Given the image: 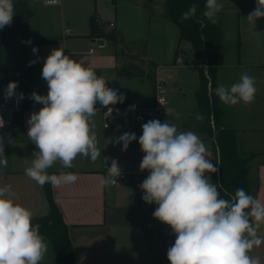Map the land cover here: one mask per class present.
I'll return each mask as SVG.
<instances>
[{
	"label": "crops",
	"instance_id": "1",
	"mask_svg": "<svg viewBox=\"0 0 264 264\" xmlns=\"http://www.w3.org/2000/svg\"><path fill=\"white\" fill-rule=\"evenodd\" d=\"M151 0H62L57 5L44 4L42 0H28L27 58L33 63L31 88L40 95H47L48 86L42 78L45 58L54 48L61 47L66 55L92 68L102 76L107 86L125 95L123 103L114 106L148 107L153 102V78L150 76L118 75L119 62L132 55L144 61L157 63L158 71L172 77L169 96L170 124L179 131H194L206 144V156L216 166L220 159L216 133L221 128L236 132L238 149L248 158V169L254 174V197L264 202V18L255 21V27L245 17L251 13L257 0H219L224 5L218 14L219 28L224 38L223 63L217 68L215 80L210 76L207 97L212 113L203 114L199 101L201 88L200 66L193 45L180 39L179 26L165 18L160 0L152 2L154 12L146 6ZM114 23L123 39L116 45L108 36H96L95 22ZM113 27V26H109ZM70 29L69 34L64 30ZM103 37L105 43L96 45L95 39ZM146 43L145 50L142 43ZM96 45V46H95ZM38 47V53L32 52ZM69 49H65V47ZM95 50L90 52V48ZM88 48V49H87ZM90 53L89 56L84 54ZM207 70V69H206ZM247 73L256 79L257 92L251 104L226 105L215 95L219 85L231 86ZM207 74V72H206ZM7 85L0 84V98L5 96ZM20 91L16 88L15 91ZM21 94V91H20ZM111 106V107H114ZM43 105L31 99V105L23 109L21 124L16 132L0 128L3 138L7 168L0 174V186L10 184L13 198L29 208L33 219L51 211L50 201L43 187L25 175V161H31L38 151L27 137V120L31 113ZM93 118L100 157L93 163L89 158L77 156L70 169L57 162L51 173L74 172L78 181L74 184L51 185L53 203L59 212V222L71 241L75 264H170L167 250L174 244L175 235L169 225L153 217L155 203L143 201L139 185L147 178L140 171L145 155L138 143L142 126L127 122L121 113L113 111L111 124L103 125V113ZM179 114V115H178ZM203 116L202 120L196 115ZM124 132L135 133L137 140L126 151L122 144L111 142ZM108 159H107V158ZM242 157V156H240ZM112 159L122 170L130 171L127 178L110 187L102 188L100 181L107 175ZM147 171V170H145ZM213 182V173H206ZM41 264H59L52 240ZM257 235L264 238V222ZM250 255L259 257L264 264V244L254 247Z\"/></svg>",
	"mask_w": 264,
	"mask_h": 264
},
{
	"label": "clouds",
	"instance_id": "2",
	"mask_svg": "<svg viewBox=\"0 0 264 264\" xmlns=\"http://www.w3.org/2000/svg\"><path fill=\"white\" fill-rule=\"evenodd\" d=\"M197 7L192 4L183 12L181 22L195 16ZM223 7L219 0H206L201 15L215 25ZM15 15L14 0H0V29L10 26ZM245 18L255 27V21L264 18V0H257L255 9ZM38 51V47L32 48L34 54ZM35 62L29 61V66ZM41 75L48 92L30 94L43 107L27 120V137L38 151L33 152L30 162L25 161V175L40 187L46 183L57 187L74 184L78 174L64 171L50 174L48 169L57 162L70 169L77 156L94 163L101 155L94 131L93 118L99 111L95 105L99 102L106 108L103 117L109 119L114 111L111 106L123 103L126 97L107 86L92 68L66 55L62 47L54 48L45 58ZM17 87L18 82H9L5 99L13 97ZM256 92V79L247 73L231 86L221 84L214 90L226 105L251 104ZM196 119L202 120L203 116L197 114ZM3 126L0 118V128ZM136 140V134L130 132L111 138V142L122 144V151ZM138 143L145 153L140 171L149 172L139 185L142 199L158 206L153 217L169 225L176 237L167 250L170 264H261L259 257L251 256L250 252L264 244V238L257 235L260 223L264 222V202L243 188L233 195L220 183L212 182L206 173H216L218 168L207 158L206 144L197 133L179 131L175 124L166 121L149 120L142 125ZM7 165L0 137V174ZM121 175L118 161L112 159L107 175L100 181L101 187L117 183ZM221 189L227 199L221 196ZM48 248L40 225L33 224L32 211L13 198L10 184L0 186V264H41Z\"/></svg>",
	"mask_w": 264,
	"mask_h": 264
},
{
	"label": "trees",
	"instance_id": "3",
	"mask_svg": "<svg viewBox=\"0 0 264 264\" xmlns=\"http://www.w3.org/2000/svg\"><path fill=\"white\" fill-rule=\"evenodd\" d=\"M146 1V6L153 13L152 2ZM163 5L162 15L175 22L180 28V39L190 41L193 45L195 60L200 64H207L205 69L200 66L201 88L199 90V101L203 114L210 117L212 107L210 106L207 89L210 76L212 82L215 80L217 68L223 63L224 38L219 28V22L215 25L210 24L202 15L206 0H160ZM16 15L13 17L12 24L0 29V84L8 85L9 82H18V89L23 93L21 104L23 108L31 105L30 94L32 93L31 81L33 64L29 66L27 58L28 36V0H14ZM192 4H196L197 13L188 20L181 22L180 17ZM219 21V18H218ZM110 23L105 21L95 22L96 36H108L116 45H122L123 39L116 27H109ZM18 44V56L15 62H10V54L5 47L12 48ZM145 50L146 43L141 44ZM157 63L144 61L136 57L129 58L127 61L119 62L117 66L118 75L150 76L155 77ZM207 72V74H206ZM21 113L17 114L16 121L21 124ZM219 146L220 159L218 172L213 175V183H220L224 189L234 195L235 191L243 188L251 194V182L247 177L248 158H242L238 153V143L236 132L233 129L221 128L216 133ZM50 173V171H48ZM258 181H255L257 184ZM48 200L50 201L51 211L45 216L33 219V224L40 225V233L47 234L52 240L56 259L59 264H75V253L67 232L59 222V212L53 203V192L51 185H44ZM223 197V189H221ZM228 198V197H223Z\"/></svg>",
	"mask_w": 264,
	"mask_h": 264
},
{
	"label": "built area",
	"instance_id": "4",
	"mask_svg": "<svg viewBox=\"0 0 264 264\" xmlns=\"http://www.w3.org/2000/svg\"><path fill=\"white\" fill-rule=\"evenodd\" d=\"M44 4L47 5H57L62 2V0H58L57 3H51L50 0H42ZM109 26H114V23H110ZM66 30V29H65ZM65 32V34H69L70 31ZM96 45H99L96 43ZM95 50L94 47L90 48V52ZM173 79L171 76L162 74L158 71V67L156 68V74L153 81V102L150 106L144 108H136L126 107V106H114V110H119L121 116L127 122L134 121L139 125H143L149 120H159L161 123L165 121L170 123V114H169V96L172 90ZM99 111H105V108L97 102L95 105ZM23 106L21 104L20 91L16 90L15 95L9 99H5V96L0 98V118L4 121V126L1 129H4L10 133L16 132L19 129L20 123L16 121L17 114L23 111ZM105 124L108 128L111 124V119H104L103 117V125ZM142 172V171H141ZM147 176L149 175L148 171H143ZM130 171L122 170V175L117 177V183L125 180ZM116 184V183H115ZM157 264H163L162 261L158 260Z\"/></svg>",
	"mask_w": 264,
	"mask_h": 264
},
{
	"label": "rangeland",
	"instance_id": "5",
	"mask_svg": "<svg viewBox=\"0 0 264 264\" xmlns=\"http://www.w3.org/2000/svg\"><path fill=\"white\" fill-rule=\"evenodd\" d=\"M61 43V47L63 48V46H62V42H60ZM96 46V45H95ZM17 47H18V44H15V46H13L12 48H10V47H8L9 49H7V47H5V50H6V52L8 53V54H10V62L11 63H14L15 62V57H17L18 56V50L19 49H17ZM65 49H69L67 46L65 47ZM88 49V48H87ZM89 55H91L90 53H86V54H84V56H89ZM133 57H136V56H131L130 58H133ZM238 153H239V156H242V158H244V156H245V153H243V152H240L239 151V149H238ZM247 165H248V161H247ZM249 168V167H248ZM213 175H214V173H213ZM247 177H248V179H249V181L251 182V187H250V192H251V194H253V191H254V189H255V185H254V182H255V180H254V174L252 173V171L250 172V170L248 169V171H247Z\"/></svg>",
	"mask_w": 264,
	"mask_h": 264
},
{
	"label": "water",
	"instance_id": "6",
	"mask_svg": "<svg viewBox=\"0 0 264 264\" xmlns=\"http://www.w3.org/2000/svg\"><path fill=\"white\" fill-rule=\"evenodd\" d=\"M95 41L99 45H103L105 43V39L103 37H99V38L95 39ZM186 45L191 46V42L187 41Z\"/></svg>",
	"mask_w": 264,
	"mask_h": 264
}]
</instances>
